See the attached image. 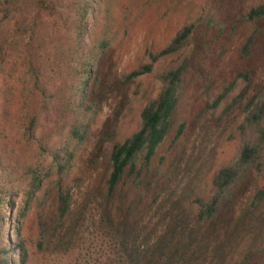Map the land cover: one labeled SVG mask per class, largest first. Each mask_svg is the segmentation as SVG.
<instances>
[{"label":"rangeland","instance_id":"1","mask_svg":"<svg viewBox=\"0 0 264 264\" xmlns=\"http://www.w3.org/2000/svg\"><path fill=\"white\" fill-rule=\"evenodd\" d=\"M109 1L116 19L89 82L103 100L70 173L81 176V181L72 189V202L61 223L56 222V195L51 193L43 211L47 233L42 249L37 246L32 210L23 219L27 264H264V199L250 207L253 192L264 183V173L247 175L237 185L233 200L213 220L197 221L194 203L196 197H209L217 167L237 156L240 139L236 125L243 104L264 80V17L257 21L249 56L241 54L252 28L240 14L259 0ZM35 9L45 21L53 19L52 0L37 1ZM102 14L96 13L90 20L91 34H102ZM209 18L212 21L207 26ZM190 21L199 22V31H206L205 39H211V52L204 63V68H212L210 97L222 81L246 67L253 68L252 85L218 120L222 105L214 114L200 112L205 96L194 78L178 103L174 128L152 160L155 167L178 121L187 120L186 131L166 153L160 172L149 185L143 181L136 187L129 180L119 184L116 194L107 200L112 143L138 129L139 112L148 99L141 91L133 94L139 80L120 84L118 79L136 65L146 46L164 47ZM222 46L225 50L213 64ZM10 81L9 68L0 67V110L4 93L10 95ZM140 81L153 95L160 87L155 75ZM155 195L158 198L150 206Z\"/></svg>","mask_w":264,"mask_h":264},{"label":"trees","instance_id":"2","mask_svg":"<svg viewBox=\"0 0 264 264\" xmlns=\"http://www.w3.org/2000/svg\"><path fill=\"white\" fill-rule=\"evenodd\" d=\"M37 1L0 0V67H8L12 76L10 95L4 93L0 110V264H27L22 228L31 210L37 246L43 248L47 233L43 211L53 191L56 222L61 223L69 211L72 189L81 181V176H70L71 168L103 100L102 93L89 82L116 19L109 0H52L53 19L45 21L35 9ZM101 12L102 34H91L90 20ZM240 17L252 28L241 47L242 56L248 57L257 21L264 17V0L251 5ZM211 21L207 19L206 25ZM206 33L199 31V22L185 23L164 47L146 46L136 65L118 79L120 84L139 80L133 94L141 91L148 99L140 109L138 129L112 143L107 200L116 194L119 184L129 180L136 187L143 181L149 185L160 172L166 153L186 131L187 120L178 121L155 167L152 160L174 128L178 103L194 78L205 96L200 112L214 114L222 105L218 120L246 96L253 82L251 67L222 81L210 97L214 80L212 68H204L211 52ZM224 50L223 46L218 48L213 64ZM149 75H155L160 84L154 95L140 81ZM241 115L236 125L238 154L214 171L209 197L194 199L197 221L213 220L233 200L237 185L247 175L264 173V80L245 100ZM157 198H152L150 206ZM263 199L264 183L253 192L250 207Z\"/></svg>","mask_w":264,"mask_h":264}]
</instances>
